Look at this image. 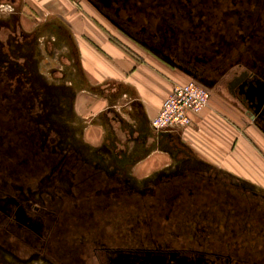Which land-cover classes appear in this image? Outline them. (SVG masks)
Instances as JSON below:
<instances>
[{"label":"flooded vegetation","instance_id":"1","mask_svg":"<svg viewBox=\"0 0 264 264\" xmlns=\"http://www.w3.org/2000/svg\"><path fill=\"white\" fill-rule=\"evenodd\" d=\"M86 1L133 43L232 97L264 133V0ZM6 146L0 153V249L15 260L264 264V199L191 178L149 197L72 199L41 192L35 201L28 181L37 166L18 146L14 154Z\"/></svg>","mask_w":264,"mask_h":264},{"label":"rangeland","instance_id":"2","mask_svg":"<svg viewBox=\"0 0 264 264\" xmlns=\"http://www.w3.org/2000/svg\"><path fill=\"white\" fill-rule=\"evenodd\" d=\"M67 1L77 10L90 8L86 0ZM14 12L8 4L0 5V30L6 28L8 32L6 38L0 33V153L4 143L5 150L12 154L18 153V146L19 154L26 153L33 166H37L36 177L28 181L36 188L31 197L35 201L41 192L52 198L67 194L72 199L149 197L166 185L191 178L221 182L245 196L264 199V142L256 139L246 127L250 125L263 136L264 133L258 125L243 117L238 116L236 121L242 130L239 147L229 152L223 148L227 151L209 159L189 157L179 151L172 158L171 166L163 168L161 173L165 174L161 176L158 172L137 178L131 167L90 151L80 140L87 122L75 117L73 84L67 87L76 70V57L73 52L69 53L71 48L66 47L64 36L56 25L42 22L41 16L40 21L35 20L36 27L29 31L21 23L20 15ZM29 17L35 19L33 14ZM108 29L115 45L127 54H138L137 44L126 34L109 24ZM15 38H20L19 43ZM65 58L70 60L64 61ZM62 159L64 164L60 163ZM69 166L75 172L69 171ZM78 192L81 193L78 195ZM52 261L42 256L18 261L0 249V264H54Z\"/></svg>","mask_w":264,"mask_h":264},{"label":"crops","instance_id":"3","mask_svg":"<svg viewBox=\"0 0 264 264\" xmlns=\"http://www.w3.org/2000/svg\"><path fill=\"white\" fill-rule=\"evenodd\" d=\"M14 3L9 6L29 31L42 16V22L57 26L66 47L71 48L69 53L76 57V70L67 87L73 84L75 117L87 122L80 140L90 151L115 158L131 167L135 177L146 178L158 172L159 176L165 174L161 171L171 166L179 151L189 157L209 159L239 147L242 130L236 121L239 117L248 119L232 97L219 89L210 91L207 106L192 117L188 128L156 134L150 120L171 89L191 77L140 44H135L137 51L132 50L138 54L125 53L109 36L112 32L108 24L112 25L107 18L91 6L89 11L77 10L67 0ZM32 14L34 20L29 17ZM4 31L7 29L0 33L6 37ZM67 60L70 58L64 61ZM246 128L264 142L259 130L250 125Z\"/></svg>","mask_w":264,"mask_h":264},{"label":"built area","instance_id":"4","mask_svg":"<svg viewBox=\"0 0 264 264\" xmlns=\"http://www.w3.org/2000/svg\"><path fill=\"white\" fill-rule=\"evenodd\" d=\"M210 93L209 89L193 79L175 85L150 120V127L157 133L188 128L192 117L207 106Z\"/></svg>","mask_w":264,"mask_h":264}]
</instances>
